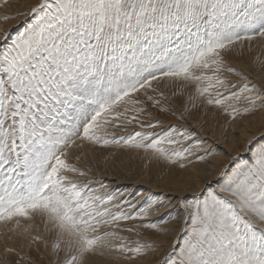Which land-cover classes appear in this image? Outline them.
Listing matches in <instances>:
<instances>
[{"label": "snow or ice", "instance_id": "snow-or-ice-1", "mask_svg": "<svg viewBox=\"0 0 264 264\" xmlns=\"http://www.w3.org/2000/svg\"><path fill=\"white\" fill-rule=\"evenodd\" d=\"M29 14L14 38L0 31V225L16 231L40 218L58 264H90L97 255L133 264L158 250L122 234L138 237L139 228L176 232L157 264H264V135L185 204L178 232L161 226L170 222L164 216L149 220L157 204L167 207L162 201L94 185L90 169L78 166L83 157L73 156L86 145L117 146L182 169L192 162L200 145L186 144L187 129L144 131L160 121L143 120L137 93L168 111L154 82L178 88L173 95L191 89L190 108L214 106L232 120L264 109V90L247 83L231 90L228 74L248 77L225 60L234 46L264 37V0H39L18 13ZM133 124L141 130L116 136ZM40 241L32 235L30 244ZM5 253L18 260L0 264H34L15 248Z\"/></svg>", "mask_w": 264, "mask_h": 264}, {"label": "bare ground", "instance_id": "bare-ground-1", "mask_svg": "<svg viewBox=\"0 0 264 264\" xmlns=\"http://www.w3.org/2000/svg\"><path fill=\"white\" fill-rule=\"evenodd\" d=\"M38 2L39 0H10L7 7L0 8V16L7 14L10 16H15L16 18L9 19L7 21L0 20V30L8 33L11 27L20 23L21 20L27 17V16H20L18 15V13L28 12V10L32 8L34 5H36ZM0 41H3V37H0ZM254 56L255 57L258 56L259 62L264 61V37H260L257 35L252 41H244L243 47H241L240 45L234 46V48L230 52L225 54V60L227 61L228 65H232L234 66V68L238 70L244 68L246 70L249 69L250 71V68L253 67V64L251 62L252 59L254 60L255 64H258V60L257 59L255 60ZM259 69L262 73H264V69H262L261 67ZM245 73L246 72L244 71V74ZM158 85L168 91H171L173 89V86H170L165 82H160ZM174 88L177 89L176 87ZM190 91L191 89L185 90L184 95L180 96L179 100L181 101L179 102H181L185 108H189L188 112H195L200 107H202L203 104H198L196 108H190L187 100V96ZM182 104L179 103L177 104V106L180 107ZM204 109L208 111L209 114L206 113L204 114L201 113L200 111H197L196 112L197 116L193 114L191 115V118H194L195 121L198 123L202 122L203 124H206V126H208L211 135L213 137H216L215 139H217L219 143L222 142L228 147V149L231 150L232 152L231 155H227L225 154V151H219L217 150V148H212L211 149L212 151L210 152L211 154L208 155L204 163L198 164L197 162H191L187 167L183 169L180 168L179 166L177 167L165 166V173L163 174L159 173V171L162 170L163 168V164L160 162L159 168L154 169L153 173H150L151 175H156L157 176L156 179L158 181H154L151 179L143 180L142 178H140V176L137 177V176L129 175L130 172L132 171L129 170L131 167H128L125 163L123 164L122 161L124 162L126 161L123 159L119 160L118 157L114 160L113 163V167H115V169L118 172H114V171L104 172V173L98 172L96 169L97 168L96 165L88 156L87 151L89 150L88 148L90 147L86 148L87 145L83 149L84 151L82 150L81 152H73V156L77 154L81 155L83 158L80 160L78 165L82 169L87 170L88 168L92 170L91 177L99 178L96 181V183L100 184L101 182L104 181L106 182L105 185L109 189L122 191L125 194H127L134 192L140 187L142 188L141 192L144 194V196L147 195L149 197L150 196L152 197L157 194L158 195L161 194L160 201L165 199V202H168L169 200L174 201L175 199L176 201L175 203L177 202L179 203L182 201L185 202L183 198H187L191 195H199L200 191L206 185L214 184V181L219 178L220 170L222 168H225L226 165H229L231 167L233 158H236L237 155H238L237 159H242V158L245 159L243 156H247L245 148L248 142L255 139H259L262 135H264V109H260L259 111L251 115H245L242 117L241 120L238 119L235 120L234 122L231 120H230L231 122H229V120H227L226 117L224 116L222 110L220 111L219 108H217V110H214V113H212L213 109H211L208 106H205ZM209 142L210 144H213V142L212 143L211 141ZM119 163H121L122 166L119 165ZM141 201H143V199ZM156 207H159L161 211L160 210L155 211L154 215H152L149 218V220L152 222L155 218L161 217L158 214L161 213L162 215L163 214L162 212L166 214V212L171 208V207H161L160 204H157ZM178 217L177 219L169 218L170 219L169 224L161 225V226L167 228H175L178 232L181 227L182 220L184 218V212L179 214ZM22 223H23L22 225H24L22 230L25 227L30 229L28 233L22 235V234H18L21 233L22 230L20 232L13 231L11 232V235H13L11 239L0 236V242L5 244V243H14L20 240L26 241L35 232H40L39 234L43 233L42 227L44 226V224L42 220L38 217L32 221H27ZM125 223H127L128 225L132 224L130 223V221ZM122 234L126 235V232ZM175 235L176 232L164 233V232H157L156 230L152 232L145 231L144 233H140L138 237L137 235L134 236L133 234H131L132 237L133 236L135 237V238L133 237L134 239H140L143 242H149L152 244L154 243V246L158 248L156 252L149 253L148 256L133 262V264H157V262L162 259L165 252L171 246L172 240L174 239ZM159 247H161L160 250ZM43 250H44L43 252L45 253V257L46 255L50 257L49 250L48 252L45 251V249ZM90 264H127V262L124 261L117 262L112 260L110 257H100L97 255L91 258Z\"/></svg>", "mask_w": 264, "mask_h": 264}, {"label": "rangeland", "instance_id": "rangeland-1", "mask_svg": "<svg viewBox=\"0 0 264 264\" xmlns=\"http://www.w3.org/2000/svg\"><path fill=\"white\" fill-rule=\"evenodd\" d=\"M30 19H31V14H29V16H27L26 18L21 20L20 23H18L16 25H14L13 27H11L10 30L8 31V33H10V38H14L15 35L18 32L23 31L24 27L27 25V23L30 21ZM6 42H10V40L6 41ZM256 59L258 60V56L255 57V60ZM251 62L253 64V67L250 68V71H249V69L246 70V69L242 68V69L238 70V69L235 68L238 72H240L242 74H244V71H245L246 73L244 75H247V77L249 76L247 80H244L241 76H238L236 74H228V79L231 82H234L236 84V89H231V90H233V91L237 90L244 83L249 84L250 87H254L257 92H261V90H264V73H262L260 71V69H259L260 68L259 67L260 66V62L258 60V64H255L253 59L251 60ZM226 63H227V61H226ZM256 65H257V67H256ZM229 66L234 68V66H232V65H229ZM158 84L159 83L154 82V87H157L159 91H163L165 93L167 99H162L161 100V104H162V106L168 108L167 112L161 111L160 106L153 107L152 103L150 101H146V97L143 95V92L136 94L141 100H144L146 102L147 112L144 114L143 120L145 122H152V123H155L157 120L160 121V124H159V126L156 129H147V128H145L144 131H154V132H158L159 133V132H161L162 129H168L169 127H172V126L178 127L180 129H187V131L189 133H191V135H192V142H194V141L198 142L199 145H201V146L203 144H205L202 147L200 146L199 150L195 151V153H194V155L192 157H189L190 161L197 162L198 164L205 162V160L207 159L208 155L211 154L210 152L212 151L211 150L212 148H217V150L225 151V154L231 155V153H232L231 150L228 149V147L225 144H223L222 142L219 143V141L217 139H215L216 137H213L211 135V133L209 132L208 126H206V124H203L202 122L198 123V122L195 121L194 118H191V115H193V114H195V116H197V113H196L197 111H200L201 113H204V114L205 113L209 114V112L204 109L205 105L200 107L195 112L185 111V107L183 106V104L181 102H179V101H181V100H179L181 95H173V92L178 91L179 89L178 88L175 89L173 87V89L171 91H168V90H165L162 87H160ZM260 84H261V86H260ZM148 94L149 95H154V96L156 95L155 93H152L151 90H149ZM157 98H159V97L157 96ZM179 103L182 104L180 107L177 106V104H179ZM208 107L213 109L212 113H214V110H217V108L214 107V106H208ZM220 111H221V109H220ZM224 116L226 117L227 120H229V122H231V121L234 122L235 120H238V119L241 120L242 117H243V116L242 117H237L235 120H232L231 117H229V116H227L225 114H224ZM138 130H141L139 128V125L133 124V125H129L128 126L127 131H124L122 129H115L114 131H115L116 136L119 137V136H127V135H129L131 133H134L135 131H138ZM196 133H197V135H196ZM199 134H200V136H199ZM204 140H205V142H204ZM206 140L207 141L208 140L211 141V143L213 142V144H210V142L209 141L207 142ZM192 142L187 141L186 144H189V143H192ZM208 146H209V148H208ZM87 147H90V146H86V148ZM88 149H89L87 151L88 152V156L93 161V163L96 165L97 171L101 172V173L110 172V171L111 172H113V171L114 172H118L115 169V167H113L114 160L117 157H118L119 160H121V159L125 160L126 162L122 161L123 164L125 163L128 167H131L129 170H132V171L130 172L129 175L137 176V177L140 176V178H142L143 180L151 179V180H154V181H158L156 179L157 176L156 175H151L150 173H153L154 169H158L159 168V163L160 162L163 164L162 170L159 171L160 174L165 173V166H175V167L179 166L178 164L177 165L168 164L167 162H165L163 160H156V159L149 160L147 154H145L142 150L129 149V148H120V147H117V146H111V147H108V148H99V147L93 148V147H90ZM200 155H204L205 156V160L204 161H199V160L196 159V157H198ZM243 157L245 159L247 158V156H243ZM236 158H238V155L236 156ZM239 160L242 162L244 159L242 158V159H239ZM190 163H187V166ZM119 165L122 166L121 163H119ZM88 167H90V166H88ZM226 167H230V166L226 165ZM91 173H92V170L89 171V178L93 181L94 185L98 186L99 183L97 184L96 181L99 178L98 177H91ZM101 183L106 184V182H104V181L101 182ZM210 185L214 186V184H210ZM141 189L142 188L139 187L140 192H141ZM160 195L161 194H159V195L157 194V195L152 196V197L151 196L149 197V196L145 195L144 198L147 197L148 199H150V201H154V200L155 201L156 200L160 201ZM191 196H189L187 198H183L185 200V202L182 201V202H179V203L178 202L175 203L176 202L175 199H174V201L169 200L168 202H165V199L161 200L163 202V204H166V205H168L167 207H171V208L166 212V214L164 212H162L163 214L161 215V213L159 212L160 214H158V215L159 216H164L165 215L164 217L167 218V219L172 218V217H175V219H177L179 214L184 212V206H185L186 203L196 202L198 197L202 198V191H200L199 195H191ZM141 203H143V201H141ZM169 205H171V206H169ZM157 208H159V207H157ZM160 211H161V209H160ZM167 213L168 214L171 213V216H168ZM159 219H160V217L159 218H155L153 220V222H155V221H157ZM123 223L126 226H135V225H137L139 223H142V222L130 221V223H132L131 225H128L125 222H123ZM23 226L24 225L21 226V229H17L15 232H18V231L20 232L22 230ZM9 227L10 226L0 225V236H3L4 238H10L11 239L12 236H13V235H11V232H13V231H9V229H8ZM42 229H43L42 230L43 233L39 234L40 232H35L33 234V235H40L41 236V241L38 242V243L30 244L31 237H29L26 241L25 240L24 241L20 240V241L14 242V243H5L4 244V243L0 242V261L8 259V260L14 262V261L18 260V257L15 255V253H11V254H6L5 253V249L6 248H15L17 250V252H20L21 254H26V255L30 256L32 261L34 262V264H58L57 258L52 254V249H51V246H50L52 240L54 239V236L46 234L45 230H44V226L42 227ZM138 231L140 233H144L145 231L146 232H152V231H154V229L139 228ZM18 234H21V233H18ZM131 234H133L134 236L136 235V233H126V236H128L130 240H134L135 237L133 236L134 237L133 238L131 236ZM45 239L49 243V247H47V248H45V246H44V240ZM153 245H154V243H153ZM160 248L161 247H159V250H160ZM43 249H45V251H47V252L49 250L50 257L48 255H46V257H45V253L43 252L44 251ZM62 258H63V256L61 255L60 259H62ZM21 264H24V262H21Z\"/></svg>", "mask_w": 264, "mask_h": 264}]
</instances>
